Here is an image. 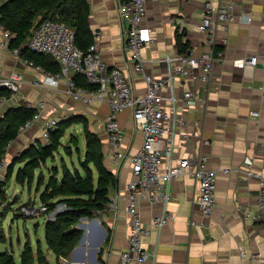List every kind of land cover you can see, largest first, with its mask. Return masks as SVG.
Wrapping results in <instances>:
<instances>
[{
	"label": "crops",
	"instance_id": "1",
	"mask_svg": "<svg viewBox=\"0 0 264 264\" xmlns=\"http://www.w3.org/2000/svg\"><path fill=\"white\" fill-rule=\"evenodd\" d=\"M121 1L89 0L90 25L96 39L94 47L101 51L109 66H118L125 72L135 92L143 93L146 81L135 69L134 60L126 48L127 23L119 12ZM205 1L147 0L146 22L152 27L151 38L142 50L147 73L165 75L167 64L164 57L184 53L178 49V32H185L188 51L192 49L199 54L208 49L207 35L198 29ZM218 1L231 4L237 15L227 27L217 30L216 51L223 52L225 61L215 62L208 83L200 78L176 81L177 119L181 127L175 135L173 159L179 163L184 157H197L203 153L209 157L210 167L239 168L252 163L253 168L264 176V0ZM4 30L6 27L0 18V40L4 38ZM12 34L13 38L15 34ZM252 55H258L254 66L237 64ZM27 59L21 52L14 53L10 46L0 47L2 77H9L13 71L24 75L19 90L0 105L19 97L41 113L33 125L10 142L6 156L14 157L37 139L47 142L43 133L50 117L59 121L73 117L97 121L105 163L119 176V181L110 189L108 207L100 211L103 213L100 223L90 227V220L96 214L87 217L84 251L74 249L67 260L61 257L60 262L57 261L61 264H94L96 258L99 264H120L130 230L128 183L132 172L128 159L119 164L113 160L105 128L109 104L99 98L89 104L75 99L67 92L66 77L60 78L58 84L35 83L36 78L43 80L53 71L39 70ZM191 86L198 92L196 106L189 105L184 99L185 90ZM163 93L169 95V89L164 88ZM40 102L44 105L38 108ZM165 107L171 108L170 101H165ZM254 111L258 115H254ZM118 119L126 131L125 148L133 153L141 146L143 134L137 129L130 109L120 112ZM185 132L189 133L188 136ZM165 160L169 161L167 156ZM198 187V181L188 172L173 179V197L168 204V211L172 214L170 221L161 233L154 231L145 239L147 245H159L157 258L134 264H250L252 253L257 255V262L264 264V224L258 218L260 178L219 170L217 204L209 216L203 214L198 204ZM42 191L37 190L39 200ZM140 210L143 221L150 224L163 212L164 205L145 199L141 201ZM42 223L46 228L43 220ZM46 244L48 246L47 240ZM48 249V253L55 254L49 246ZM242 249L247 252L246 257L242 256ZM20 260L16 262L20 263Z\"/></svg>",
	"mask_w": 264,
	"mask_h": 264
},
{
	"label": "built area",
	"instance_id": "2",
	"mask_svg": "<svg viewBox=\"0 0 264 264\" xmlns=\"http://www.w3.org/2000/svg\"><path fill=\"white\" fill-rule=\"evenodd\" d=\"M121 17L127 23L126 48L130 57L134 60L135 69L140 71L146 81V90L143 93L134 91L133 86L125 72L118 66H109L103 59L99 49L92 46L85 52L76 44L75 29L58 19L47 18L41 21L32 30L29 38V47L33 51L46 53L53 56L60 63L58 72L47 73L43 80L35 79L34 82L58 84L60 78L67 79V92L75 99L85 103H91L99 98L109 104V113L105 119V128L109 147L115 163H121L128 159L131 162V178L128 183L130 213L128 245L121 254L120 264H134L146 260L155 261L158 255L159 245L154 246L145 243L146 237L154 231L161 233L171 218L168 204L172 200V181L182 172H188L196 178L199 184L198 204L205 216L214 211L217 204L218 173L222 170L227 173H245L246 176H258L260 178V190L258 200L260 213L258 218L264 224V176L257 172L252 163L247 167L216 169L209 166V157L200 154L197 157H184L179 163L173 159L175 149V135L180 130L177 119V96L175 83L178 79L200 78L208 83L213 74L214 64L225 61L222 51H216L217 30L219 27H227L237 15L231 4H222L218 0H206L202 11L198 29L207 35L208 49L197 54L190 49L188 52L167 55L164 61L167 64L165 75L157 76L145 71L146 60L142 56L145 44L151 38L152 27L146 22L148 14L147 0H122L119 5ZM12 32L4 30V38L0 40V47H9ZM18 54L19 48L13 49ZM258 61V55L241 59L237 64L242 66H254ZM27 62L35 65L37 69L43 67L32 60ZM75 74L82 75L89 83L95 85L94 89L79 85L73 78ZM24 81V75L20 71H13L9 77H2L0 70V86L5 85L12 91V96L19 90ZM169 89V95L163 93V89ZM11 96V97H12ZM7 98H2L0 103ZM186 103L196 106L198 92L194 86L184 92ZM170 101L171 108L165 107V101ZM40 102L38 108L43 107ZM130 109L135 125L143 134L141 146L133 153L127 151L124 145L126 131L121 125L119 113ZM254 115H258L254 111ZM41 117L40 110L20 127V132L34 124ZM59 119L50 117L45 122L43 136L49 140L50 131L58 126ZM188 136L189 133L185 132ZM168 157V162L165 158ZM8 159L0 161V183L4 181V170L9 166ZM152 203L161 202L164 210L155 216L150 224L143 221L140 204L142 200ZM63 207L51 210L50 205L31 199L21 206L22 215L39 217L44 222L48 218H55ZM243 257L247 252L242 249ZM256 254L252 253L250 264H261L256 261ZM65 260L66 257L64 258Z\"/></svg>",
	"mask_w": 264,
	"mask_h": 264
},
{
	"label": "trees",
	"instance_id": "3",
	"mask_svg": "<svg viewBox=\"0 0 264 264\" xmlns=\"http://www.w3.org/2000/svg\"><path fill=\"white\" fill-rule=\"evenodd\" d=\"M39 14H42L43 17L35 21ZM90 16L89 0H0L1 21L7 30L15 34L11 39L10 47L12 49L19 48L25 58L53 72L60 71L59 61L49 54L33 51L28 45L32 29L47 18L64 21L75 29L76 44L87 52L96 42L90 25ZM184 36L185 32L176 34L180 52L188 51L189 42L184 40ZM73 78L79 85L90 89L95 88V85L89 83L80 74H75ZM11 96L12 91L9 88L0 86V100ZM36 112V107L28 103L21 104L14 108L12 123H9L4 129L0 123V161L4 158L7 145L18 137L21 125L31 119ZM74 118L76 117L59 121L58 126L50 131L47 142H41L39 145L33 143L32 146L21 152L30 161L25 167L19 169L18 182L32 183L34 171L42 170V165L54 156L55 151L62 144L61 138L66 128L72 124ZM80 119V123L84 126L83 119H87ZM85 138L87 144L85 158L80 157L83 169L81 170L78 166L71 169L64 164L62 176L59 177V167L57 165L49 167L48 184L41 192V201L50 205L51 210L57 204H64L55 218H48L45 221V237L48 246L55 253L59 262L61 257L69 256L79 243L84 233V229L78 227L81 219L85 216L91 217L97 211L106 210L110 202V189L117 184V176L105 163V152L100 135L96 131L86 128ZM18 161L20 160L15 159L13 164ZM13 166L11 165L10 172ZM10 176L11 174H9ZM40 176H43V173ZM0 185L4 188L5 183L1 182ZM1 238L4 240V235H0ZM24 246L20 263L16 262L12 251L5 250L0 251V264H37L30 243H26ZM43 256L45 255L43 254ZM38 261L40 264H48L44 257H40Z\"/></svg>",
	"mask_w": 264,
	"mask_h": 264
},
{
	"label": "rangeland",
	"instance_id": "4",
	"mask_svg": "<svg viewBox=\"0 0 264 264\" xmlns=\"http://www.w3.org/2000/svg\"><path fill=\"white\" fill-rule=\"evenodd\" d=\"M41 15L42 14L37 15L35 21L41 19L43 17ZM68 23L71 24L69 21ZM25 103L28 102L18 97L6 104L0 105V123H2L3 129L9 123H12L14 108ZM86 119L87 120L83 119L84 126L80 123V117L73 119L74 121L72 124L66 128L61 138L62 144L55 151L54 156L50 157L47 163L42 165V170L38 169L34 171V179L31 184H22L18 182L17 175L19 169L25 167L30 161V159L26 155L23 156L21 152L32 146V144L23 151L18 152L14 157L10 158L6 156V153L4 154V158L8 159L10 164L4 170V188L0 185V235H4L5 238L4 240H2V238L0 239V251H12L18 262L20 260V252L22 253L25 248L24 245L30 243L37 264H40L38 261L40 257H44L48 261V264H61L57 261V256H55V254L51 251L48 253L49 249L45 240V228L41 218L22 215L21 206L26 204L29 198L35 199L37 205L39 204L40 200L38 197L36 198L37 190L39 192L44 190L48 184L50 177L49 167L52 168L53 165H57L59 167V177L62 176L64 164L71 169H73L74 166H78L81 170L83 169L80 157L82 159L85 158L87 150L85 129L89 128L96 132L101 131L97 121H93L91 118ZM37 141L35 142L37 145L41 142H45V140L43 141L41 138L39 140L37 139ZM8 146L9 145H7V147ZM15 159L20 161L13 164ZM11 165L14 166L10 172ZM41 173H43V176H40ZM9 174H11L10 177ZM39 180L40 183L43 182L42 185H40ZM63 206L64 204H57L54 209ZM43 254L45 256H43Z\"/></svg>",
	"mask_w": 264,
	"mask_h": 264
},
{
	"label": "water",
	"instance_id": "5",
	"mask_svg": "<svg viewBox=\"0 0 264 264\" xmlns=\"http://www.w3.org/2000/svg\"><path fill=\"white\" fill-rule=\"evenodd\" d=\"M65 8H67V7H65ZM2 87H6L5 85H1ZM116 180H117V182L119 181V176H117L116 177ZM58 212H60V210L58 211ZM96 216L94 217V218H92L91 220H90V227H93V226H96V225H98L99 223H100V220H102L103 219V213L102 212H100V211H97L96 213ZM52 219V218H51ZM86 219H87V216H85V217H83V220L84 221H82V222H80L79 224H78V227H80V228H83V229H85L84 230V233H83V235H82V237H81V239H80V241H79V245L77 246V247H75V250H77V249H82L83 251H84V249H85V243H86V241H87V230H86V228L88 227V222L86 221ZM102 242V241H101ZM101 242H99V244L101 243ZM98 249H99V247L96 249V253H97V251H98ZM74 250V251H75ZM93 263L94 264H99V260H97L96 258L93 260Z\"/></svg>",
	"mask_w": 264,
	"mask_h": 264
}]
</instances>
